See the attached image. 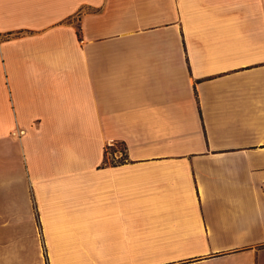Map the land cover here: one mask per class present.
<instances>
[{
	"label": "crops",
	"instance_id": "0c3cea01",
	"mask_svg": "<svg viewBox=\"0 0 264 264\" xmlns=\"http://www.w3.org/2000/svg\"><path fill=\"white\" fill-rule=\"evenodd\" d=\"M0 264H264V0H0Z\"/></svg>",
	"mask_w": 264,
	"mask_h": 264
},
{
	"label": "rangeland",
	"instance_id": "374dc122",
	"mask_svg": "<svg viewBox=\"0 0 264 264\" xmlns=\"http://www.w3.org/2000/svg\"><path fill=\"white\" fill-rule=\"evenodd\" d=\"M116 147L123 148V145L121 143L117 142ZM110 150H111L110 148H107V151L111 152ZM107 160H111L110 154H107Z\"/></svg>",
	"mask_w": 264,
	"mask_h": 264
}]
</instances>
